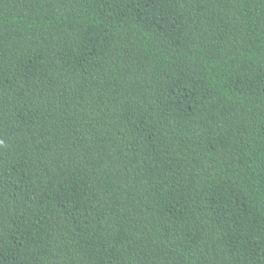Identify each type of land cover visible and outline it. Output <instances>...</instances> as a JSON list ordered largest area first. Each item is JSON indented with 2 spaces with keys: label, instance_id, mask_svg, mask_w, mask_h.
Wrapping results in <instances>:
<instances>
[{
  "label": "trees",
  "instance_id": "16d2710c",
  "mask_svg": "<svg viewBox=\"0 0 264 264\" xmlns=\"http://www.w3.org/2000/svg\"><path fill=\"white\" fill-rule=\"evenodd\" d=\"M0 264H264V0H0Z\"/></svg>",
  "mask_w": 264,
  "mask_h": 264
}]
</instances>
